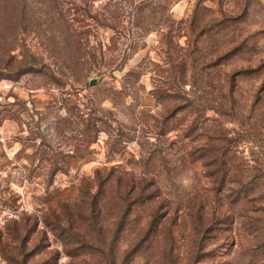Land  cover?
<instances>
[{
    "label": "rangeland",
    "instance_id": "rangeland-1",
    "mask_svg": "<svg viewBox=\"0 0 264 264\" xmlns=\"http://www.w3.org/2000/svg\"><path fill=\"white\" fill-rule=\"evenodd\" d=\"M1 84L0 264H264V0H0Z\"/></svg>",
    "mask_w": 264,
    "mask_h": 264
},
{
    "label": "built area",
    "instance_id": "built-area-1",
    "mask_svg": "<svg viewBox=\"0 0 264 264\" xmlns=\"http://www.w3.org/2000/svg\"><path fill=\"white\" fill-rule=\"evenodd\" d=\"M9 91H10V86L8 84L0 85V106L5 103V99Z\"/></svg>",
    "mask_w": 264,
    "mask_h": 264
},
{
    "label": "trees",
    "instance_id": "trees-1",
    "mask_svg": "<svg viewBox=\"0 0 264 264\" xmlns=\"http://www.w3.org/2000/svg\"><path fill=\"white\" fill-rule=\"evenodd\" d=\"M229 175H230V172H229ZM239 192H240V191L237 192V195L235 196L234 200H232L231 203H235L237 200H239L240 195H241V194H239ZM241 192H243V191H241ZM244 196H245V195H243V196L241 197V200L244 198ZM258 221H259V222H260V221H263V219H262V218H259V217H256V218H252V220H251L250 222H251V223H254V222H258ZM260 228L263 229V228H264V224H263L261 227H256V228L254 227V231H255L256 229H260Z\"/></svg>",
    "mask_w": 264,
    "mask_h": 264
}]
</instances>
